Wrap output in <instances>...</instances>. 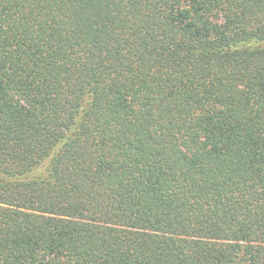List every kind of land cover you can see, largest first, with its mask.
I'll list each match as a JSON object with an SVG mask.
<instances>
[{
	"label": "trees",
	"instance_id": "trees-1",
	"mask_svg": "<svg viewBox=\"0 0 264 264\" xmlns=\"http://www.w3.org/2000/svg\"><path fill=\"white\" fill-rule=\"evenodd\" d=\"M0 264H264V0H0Z\"/></svg>",
	"mask_w": 264,
	"mask_h": 264
}]
</instances>
